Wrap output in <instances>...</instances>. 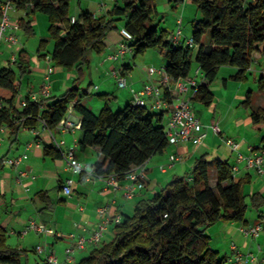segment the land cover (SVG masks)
<instances>
[{
    "label": "trees",
    "instance_id": "1",
    "mask_svg": "<svg viewBox=\"0 0 264 264\" xmlns=\"http://www.w3.org/2000/svg\"><path fill=\"white\" fill-rule=\"evenodd\" d=\"M16 9L26 11L19 21V30L34 35L31 16L42 13L49 20V39H42L38 55L46 58L50 40L55 42L52 61L56 66L77 70L72 87L60 97L32 102L29 98L19 107L22 79L28 70L30 55L25 50L13 64L0 69V125L11 128L12 134L45 122L54 131L68 115L70 106L82 117L81 149H101L103 160L95 165L96 174L108 177L117 174L124 179L133 167L145 165L162 154L169 143L166 137L164 112L152 113L148 108L128 104L114 111L109 104L113 95L104 94L105 106L95 114L81 103L79 82L84 68L90 64V52L102 55L106 51L107 35L123 27L133 36L129 44L135 57L160 48L167 60V73L172 85L188 78L193 65V50L174 45L166 31L154 23L156 0H116L106 17H96L82 11L72 23V0H14ZM201 19L193 23V41L199 46L195 62L203 73L202 83L195 88L193 102L206 107L214 103L211 85L219 69L232 67V80L245 81L253 62L264 57V0H194ZM3 12L0 8V18ZM210 35V43L204 39ZM93 84H90L89 89ZM264 94V75L258 80ZM169 102L175 93L165 89ZM90 94V90L83 92ZM104 96V97H103ZM243 105L250 108L252 92ZM252 126L264 129V106L251 114ZM61 152L45 147V154L55 158ZM2 160H0V168ZM214 172V174H213ZM216 179L213 185L212 180ZM251 178L236 179L226 161H208L201 157L188 176H175L159 193L139 201L131 215L113 227V237L93 249L78 264H227L225 256L214 251L207 231L219 223L247 224L250 209L264 222V196L247 194L245 187ZM26 251L7 243V232L0 224V264H23ZM48 264V263H47Z\"/></svg>",
    "mask_w": 264,
    "mask_h": 264
},
{
    "label": "crops",
    "instance_id": "2",
    "mask_svg": "<svg viewBox=\"0 0 264 264\" xmlns=\"http://www.w3.org/2000/svg\"><path fill=\"white\" fill-rule=\"evenodd\" d=\"M193 1L156 0L157 21L163 14L165 15L163 21L167 16L173 17L174 23L178 26L176 31L167 26L164 27L163 30L166 31L168 40L176 35L179 27L181 28L180 43L186 46V42L192 38V36L189 37L190 32L183 30V24L185 23L183 18H185V12L188 8L187 4L193 3ZM115 2L116 0H75L76 9L71 16L76 18L82 11H88L96 17H106L108 19V12ZM189 8L197 17V11L199 10H197L196 5L191 4ZM13 19L14 22L20 20ZM116 25L118 26L117 30L110 32L105 39V53L90 55V64L84 68V79L89 76L90 84H93V81L97 84L94 86V90L100 92L104 90V93L113 95L111 102L116 105L124 104L127 106L132 103L133 89L139 91L148 83L159 85L161 76L149 73V69L153 66L143 68L141 76L135 73L131 65L132 59H136L134 51L122 55L118 60L112 59V56L117 53L120 45L124 42L121 34L124 22H119ZM209 43L210 41L205 44ZM2 47L3 54L1 55L0 69L4 67L16 69L14 63L10 64V57L16 54L18 59L22 50L28 52L19 45L5 44ZM162 55L164 56V53ZM194 55L195 51L193 57ZM47 59L52 60V55L46 58L37 56L35 59L30 56L28 63L30 72L22 79L21 94L18 100L19 107L23 105L24 100L29 98L31 93L39 92L49 66ZM52 64H54L53 61ZM166 65L167 60L165 58L160 67L153 68L160 69ZM114 69L125 73L128 79L126 89H120L117 81L111 77V71ZM198 69L197 65L194 72L191 70L188 79H194L200 85L203 75L197 73ZM75 73L77 74L76 70ZM75 80L76 77L73 80L71 71L66 73L65 68H62L55 76L54 81H51L50 98L62 96L72 87ZM229 85V81L225 79L224 87L228 89ZM194 93L195 89L191 87L184 97L190 101V105L197 115L199 110H196L195 103L198 102L192 101ZM247 94L238 92L229 104L222 101L224 99L223 95L218 96L221 102L216 101L217 96L215 97V94V100L211 106L206 107L199 103L201 105L199 109L207 113L204 120L197 115L202 123L210 125L216 122L222 133L215 134L211 129H208L207 138L202 144L188 142L169 145L162 154L152 157L143 166L146 175L143 189L131 187L132 183L126 177L124 179L119 178V188L114 189L107 184L106 176L96 174L95 165L104 157L99 148L81 149L82 117L74 110V106L69 110L65 119L79 125L76 129L65 131L58 127L52 131L45 129L43 124L39 122L36 127L22 129L19 134L15 135L12 134L11 128L5 125V131H0V160H2V167L0 168V224L7 232L8 245L26 251L27 255L23 259V264H47L44 255H39L36 252V247L39 245L46 247L48 252L55 253L59 259V264H78L81 260L87 258L97 246L88 243L84 249L76 250L69 261L67 260L66 250L74 245L75 239L80 237L89 238L92 235L101 220L98 214L100 208H107L109 211L108 216L111 218L116 216L123 218L124 215L128 214L130 207L134 209L139 201L159 193L164 185L175 176L190 175L196 161L201 157H205L208 161L215 159L226 161L232 167V172L237 167L238 171L234 175L236 179L251 178V183L247 185L248 188L245 187V192L247 194L260 193L264 196V177L254 170L248 169L245 160H239L240 154L248 156L252 153L251 148L254 149V152H257L258 149L264 146V129L262 131L254 129L251 119L252 112L258 111L264 106V103L251 111L254 103L253 95L251 107L247 108L243 105ZM243 97L245 100H241ZM104 103L106 104V101ZM105 104L101 107H104ZM147 105L149 111L158 113L152 109L150 100L147 101ZM168 119L169 113L164 112L163 122L165 125ZM227 138H232L240 143L239 152L233 151L227 146L225 142ZM56 141H64L62 145L63 153H60V158L45 154V147L47 146H52L56 151H59L55 147ZM70 150H74L77 160L87 167L85 171L74 173L69 170L64 154H67ZM23 155H27V158L19 165L14 166L6 162L8 159L19 158ZM175 155H180L182 160L177 162L174 167L169 168L171 158ZM22 172H26L27 175L22 176ZM69 178H72L74 183L72 194L68 196L63 193L62 187ZM213 181L216 182V179H213ZM127 191L133 193V198L130 200L125 197ZM133 201H135L134 205H132ZM250 211L255 212L256 215L252 220L247 215V224L237 222L219 223L214 227L213 233L210 234L211 248L225 256L227 264H264V229L258 238L247 237L243 232L244 227L254 226L258 223L264 224L263 221L259 220V215L255 210L250 209ZM261 211L264 213V207ZM30 220H35L47 227L56 229L63 237L45 236L36 232L25 233ZM115 225L111 223L108 226L104 232L102 242H108L112 239ZM71 235H75V238L70 239ZM252 256L255 258L253 262L251 261ZM238 257L240 259H237Z\"/></svg>",
    "mask_w": 264,
    "mask_h": 264
},
{
    "label": "built area",
    "instance_id": "3",
    "mask_svg": "<svg viewBox=\"0 0 264 264\" xmlns=\"http://www.w3.org/2000/svg\"><path fill=\"white\" fill-rule=\"evenodd\" d=\"M254 1V0H248ZM0 8L3 12L0 21V64H1V55L3 54L2 46L9 44L11 46H17L19 44V39L17 32L19 31L18 22H13L11 18V11H16V6L14 0H0ZM72 23L76 21L75 17H72ZM181 26V25H180ZM121 34L124 38V42L120 45L119 50L116 54L112 56V59L118 60L122 55L132 52L133 48L129 45L133 41V36L123 28ZM181 37V28L179 27L176 35L171 38V42L174 45H183L180 43ZM194 45L193 38L189 39L186 42V46L192 48ZM17 60L16 54H13L9 62L10 64L15 63ZM49 66L47 69L46 76L44 81L39 88V92H33L30 94L29 99L32 102L40 103L43 100L49 99L51 96V81L50 77L53 74L55 68L52 64L51 59H47ZM149 73L151 75L159 74L161 76V82L159 85L152 83L145 84V86L137 91L132 90V105L139 108H148L147 101L150 100L152 103V109L157 112H167L169 113L168 122L165 125L166 137L169 145H178L180 143L193 142L194 144H202L207 138V130L211 129L215 134H221L222 131L219 125L215 122L210 125H205L202 123L201 119L194 113L190 101L185 99L184 95L190 90V88H197L199 85L194 79H181L176 84L172 85L170 82V75L167 73V65L160 68H150ZM198 74H202L200 68L197 71ZM111 77L117 81V85L120 89H126L128 87V79L125 76V73H122L120 70L114 69L111 71ZM168 89L170 92L175 93L176 97L172 102H169L165 96V89ZM25 103V100L22 104ZM75 105L72 103L70 109ZM1 108V106H0ZM69 109V110H70ZM45 129L47 128L44 121H42ZM61 130H72L79 127L75 125L68 119H63L58 126ZM6 126L0 125V131H5ZM48 129V128H47ZM225 142L228 147L233 151L239 152L240 143L233 140L232 138L225 139ZM64 141L55 143L56 149L60 152L62 151V145ZM252 153L248 156L242 154L239 155V160H245L247 168L254 170L259 175L264 177V146L254 152V149H250ZM65 161L68 165L69 170L74 173L83 172L86 170V166L77 160L74 150H70L67 154H64ZM27 158V155H23L19 158L8 159L6 162L10 165H19L24 159ZM182 160L180 155H175L171 158V161L168 165L169 168L174 167L175 164ZM144 166V165H143ZM143 166L133 167L126 175V178L132 183L131 187L143 189L145 187L146 175L145 169ZM238 168L233 169V174L237 173ZM22 176H26V172L21 173ZM107 178V184L112 186L114 189L119 188V176L117 174H111ZM74 181L72 178L66 180L62 187V191L65 195L72 194V185ZM129 190V189H128ZM125 197L130 200L133 198V193L127 191ZM107 208H100L98 211L100 222L98 223L96 229L89 238L80 237L75 239L73 246L69 247L66 250L67 260H71L72 255L76 250L84 249L88 243L99 246L102 243V238L104 232L111 223L118 224L122 221L121 216L109 217ZM264 229L263 223H258L254 226L244 227L243 232L247 237L258 238L260 233ZM27 232H36L41 235H54L57 238H62L63 235L54 228L47 227L45 224L38 223L35 220H30L26 226L25 233ZM70 239H74L75 235H71ZM36 252L39 255H44L45 262L48 264H59V259L53 252H48L47 248L43 245L36 247ZM237 259H240L239 257ZM251 261H255V258L252 256ZM261 264V263H257Z\"/></svg>",
    "mask_w": 264,
    "mask_h": 264
},
{
    "label": "rangeland",
    "instance_id": "4",
    "mask_svg": "<svg viewBox=\"0 0 264 264\" xmlns=\"http://www.w3.org/2000/svg\"><path fill=\"white\" fill-rule=\"evenodd\" d=\"M191 4H193L195 6L194 3L187 4L188 8L185 12L186 13L185 18H183V19H185V23L183 24V30L190 32L189 37H191L193 34V23L195 22V20H199L202 17L201 13L199 11H197L198 16L197 17L194 16V12L191 11L189 8L191 6ZM75 9H76V3H75V0H72L71 14H74ZM10 14H11L12 21L14 20L13 18H17L16 20L18 21L22 17H26L27 12L17 9L15 12L11 11ZM18 16H20V17H18ZM161 16L162 17L159 18L158 21H157V16L154 17V23L155 24H162V25H159V28H158L159 31H162L165 26L169 27L172 30H175V31L177 30L178 26L176 25V23H174L173 17L167 16L165 18V20L163 21V17H165V15L161 14ZM31 19H33V22H34V25H33L34 26V35L29 36L23 30H19L17 32V36L19 39L18 45L20 47L25 48L28 51V53L30 54L31 58L35 59V57L39 56L37 51H38L41 40L42 39H49V27H50L49 25L50 24H49L47 16L42 14V13H36L35 15L31 16ZM208 41H210V35H207L205 37L204 43H206ZM54 46H55V42L53 40H50L49 45L47 46V50L45 51L47 56L52 55L53 50H54ZM2 49H3V47H2ZM198 49H199V46L197 44H194L192 47L193 52L195 51V55L193 58L194 62L192 65V72H194L196 67H197L195 59H196V54L198 52ZM93 54H94V52H90V55H93ZM163 59L165 60V57L162 55V50L160 48L151 49V50H148L144 55L137 56L135 60L132 59L131 65H132L135 73H137L138 75L141 76L142 75L141 72H142L143 68H149L151 66L158 68V66L160 67L161 63L163 62ZM53 66L55 67V73L50 77V81H52V80L54 81L55 76L62 70V68L56 66L55 63L53 64ZM251 69H250L251 71H249V73H248L247 80L241 82V81H236V80L231 79V76L236 74L235 68H231V67L220 68L215 82H213V84L211 85V90L215 94V97L217 96V99H218V100L216 99V101L221 102V99L218 96L223 95L224 99L222 101L229 104L233 100V98H235V96L238 94V92H240V93L244 92L245 94L252 92L254 103L252 105L251 111L258 108L259 105H262L264 103V95L259 91L258 80L261 77V75H264V57H260V58L256 59L253 62ZM260 70H262V71H260ZM65 72L69 73L70 70L65 68ZM71 72H72L73 80L75 77L78 78V76H76L77 74L75 73V70H71ZM76 72H77V70H76ZM225 79H227L230 83L228 89H226L224 87V80ZM89 80H90L89 76H87L85 79L83 78L80 81H78L79 82V88H80L81 103L87 109L92 111L93 113L99 114L100 111L102 110L101 108H103L101 106H103L105 104L104 103L105 100H102V95L107 94V93H104V90H102L101 92L94 90L93 89L94 86L97 85L94 81H93L94 85H92V87L89 89V87H90ZM71 84H72V82H71ZM86 90H90V94L84 95L83 92ZM241 100H245V98L243 97ZM111 101H109V104L111 105V107L113 106L114 111H119V110H122L126 107V105H124V104L116 105L114 102H111ZM195 105H196L195 106L196 110H199L197 112V115L203 120L206 119L207 113H205V111H202L201 109H199L201 107V105L199 103H195ZM241 120H243V119H241ZM171 181H172V179L167 184H165L164 187H166ZM215 183H216L215 181L212 182L213 185ZM247 188H248V186H247ZM134 203H135V201L132 202V205H134ZM133 210H134L133 207H130L128 209L127 215H131L133 213ZM255 215H256V213L253 211L248 212V217L250 220L254 219ZM216 225H214L208 229L207 233L209 236H210V234L213 233V231L215 229L214 227Z\"/></svg>",
    "mask_w": 264,
    "mask_h": 264
}]
</instances>
